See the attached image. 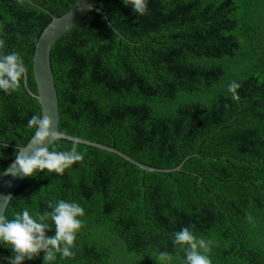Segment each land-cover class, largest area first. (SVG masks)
Wrapping results in <instances>:
<instances>
[{
	"label": "trees",
	"instance_id": "trees-1",
	"mask_svg": "<svg viewBox=\"0 0 264 264\" xmlns=\"http://www.w3.org/2000/svg\"><path fill=\"white\" fill-rule=\"evenodd\" d=\"M77 1L0 0L2 51L23 57L35 93L38 39ZM95 5L125 39L91 12L55 43L59 128L154 168L189 159L182 171L151 172L78 143L84 161L63 175L26 177L5 216L51 211L59 199L80 203L75 255L55 264H157L159 251L183 264L173 234L184 227L211 241L213 264H264V0H149L143 16L123 0ZM35 114L41 105L25 76L18 90L0 91V172L29 142ZM11 255L0 247V264ZM24 264H44L43 253Z\"/></svg>",
	"mask_w": 264,
	"mask_h": 264
},
{
	"label": "clouds",
	"instance_id": "clouds-1",
	"mask_svg": "<svg viewBox=\"0 0 264 264\" xmlns=\"http://www.w3.org/2000/svg\"><path fill=\"white\" fill-rule=\"evenodd\" d=\"M123 3L140 16L149 11V0H123ZM5 41L0 38V91L11 93L19 89L26 74V64L23 57L16 51L4 52ZM240 83L232 81L228 91L233 93V99H239L236 94ZM32 130L30 142L26 146L19 145L15 161L3 172V175L22 173L27 177H38L41 173L63 175L78 162H83L85 153L73 142L70 149L57 150L53 147L61 141L65 133L56 126L49 115L35 114L27 123ZM49 144L51 147H49ZM7 143L0 140V149ZM10 200L0 198V202ZM51 211L31 214L25 208L16 212L12 218L0 215V247L11 250L7 258L8 264H24L38 258L43 253L44 264H55L58 257L69 258L75 255L78 233L81 231L86 212L85 208L74 200L59 199L49 202ZM49 220L51 223H49ZM55 226L54 234L52 227ZM174 244L179 245L184 252L183 264H213L210 251L211 241L198 237L190 228L184 227L173 234ZM173 254L169 251H159L156 255L157 264H173Z\"/></svg>",
	"mask_w": 264,
	"mask_h": 264
},
{
	"label": "water",
	"instance_id": "water-1",
	"mask_svg": "<svg viewBox=\"0 0 264 264\" xmlns=\"http://www.w3.org/2000/svg\"><path fill=\"white\" fill-rule=\"evenodd\" d=\"M33 3V2H32ZM96 0H78L77 3L65 14L60 17L52 15V21L44 29L40 38L38 39L35 54L33 58V70L36 79L38 93L33 92L27 84V70L25 74V85L28 92L36 98L42 109V114L51 116L56 122V126L60 127V103L58 98V92L56 88L55 78L51 65V51L55 43L69 30L75 27L79 22H81L88 14L91 12H97L103 15L108 25L123 39L125 37L120 34V32L113 26L109 20L107 14L102 9L98 8L96 5ZM37 6V5H36ZM48 14H51L48 10L44 9ZM63 139L70 141H78V143L94 146L103 150L113 152L122 158L126 159L130 163L136 165L137 167L151 172H161V173H171L182 171L183 165L189 159L186 158L179 166L171 169L154 168L147 166L126 153L104 144H100L88 139L73 136L65 133ZM30 142V140H29ZM28 142V143H29ZM27 143V144H28ZM26 144V145H27ZM25 145V146H26ZM49 147L51 145L49 144ZM15 161V160H14ZM13 161V162H14ZM13 164V163H12ZM11 164V165H12ZM10 167V166H9ZM8 167V168H9ZM27 176L22 173L13 175L11 173L3 175L0 178V198L8 197L10 200L0 202V215H5L8 209L9 203L13 198L15 192L19 186L23 183Z\"/></svg>",
	"mask_w": 264,
	"mask_h": 264
}]
</instances>
